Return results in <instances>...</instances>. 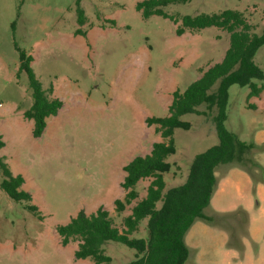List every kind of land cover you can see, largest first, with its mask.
I'll return each instance as SVG.
<instances>
[{
    "label": "rangeland",
    "instance_id": "rangeland-1",
    "mask_svg": "<svg viewBox=\"0 0 264 264\" xmlns=\"http://www.w3.org/2000/svg\"><path fill=\"white\" fill-rule=\"evenodd\" d=\"M140 1L0 0V134L5 141L0 155L14 174H23V188L41 213L33 214L26 201L5 192L0 170V264H94L91 258H76L78 241L62 244L56 226L102 206L114 225L125 228V216L146 195L152 178L141 179L139 196L117 212L115 200L125 194L124 166L162 140L158 124H148L147 118L167 116L173 92L185 90L224 57L228 31L211 26L178 34L181 20L145 18L137 8ZM227 8L243 11L253 31L262 33L264 0H186L163 7L178 18ZM20 50L33 56L43 87L53 84V94L63 100L39 137L33 135L34 121L24 117L33 98L27 73H19ZM255 61L264 71V44ZM249 92L248 85L230 86L225 125L256 147L247 164L216 169L218 187L205 208L212 220L197 219L188 231L184 264H264V90L258 96ZM215 112V106L201 104L181 116L187 125L174 130L176 150L168 157L165 190L183 183L194 156L218 143ZM147 234L145 219L133 236ZM104 248L112 264L136 253L114 240Z\"/></svg>",
    "mask_w": 264,
    "mask_h": 264
},
{
    "label": "trees",
    "instance_id": "trees-1",
    "mask_svg": "<svg viewBox=\"0 0 264 264\" xmlns=\"http://www.w3.org/2000/svg\"><path fill=\"white\" fill-rule=\"evenodd\" d=\"M183 1L186 0H142L137 8L145 18L157 14L176 23L181 20L178 34H183L186 29L199 30L211 26L224 29L230 33V45L221 61L205 70L185 90L173 92L167 116L147 118L148 124H158L162 140L154 142L149 153L134 157L124 166L126 175L122 186L125 194L115 200L117 212L124 211L139 196L137 184L141 179L152 178L146 195L125 216V228L121 230L114 225L110 212L102 206L91 213L81 210L69 222L56 226L62 244L78 241L74 252L76 258H91L94 264H112V257L105 252L104 244L114 240L136 250L134 258L123 264H184L190 252L185 240L188 231L197 219L212 220L205 213V208L210 205L218 187L216 169L231 162L247 164L248 153L256 147L254 141H244L229 130L225 121L232 84L248 85L249 96H258L264 90V83L256 81L264 79V71L255 61L256 51L264 44V29L260 34L253 31V25L244 12L233 8L185 14L180 18L163 9L166 5ZM77 12L79 22L84 23L85 15L79 2ZM77 32L82 31L78 29ZM32 61L31 54L20 50L19 73H27L33 98L30 108L24 111V117L34 121L33 135L39 137L47 126V118L58 114L63 100L53 94V84L46 89L43 87ZM217 84L216 90L212 91ZM201 104H207L208 108L216 107L214 122L219 141L194 156L183 183L165 190L164 174L170 169L168 157L176 150L174 130L186 127L187 123L181 116L195 112ZM4 145L0 134V147ZM0 170L4 175L1 185L5 192L15 201H26L27 209L41 216L38 205L32 202V194L23 188L25 177L21 173L14 174L2 155ZM145 219L147 236H133Z\"/></svg>",
    "mask_w": 264,
    "mask_h": 264
}]
</instances>
